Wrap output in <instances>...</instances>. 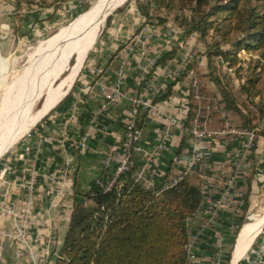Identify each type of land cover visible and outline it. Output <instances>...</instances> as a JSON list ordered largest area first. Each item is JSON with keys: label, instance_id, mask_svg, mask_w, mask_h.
<instances>
[{"label": "trees", "instance_id": "16d2710c", "mask_svg": "<svg viewBox=\"0 0 264 264\" xmlns=\"http://www.w3.org/2000/svg\"><path fill=\"white\" fill-rule=\"evenodd\" d=\"M14 1L16 9L23 6L45 9L54 5L56 10L68 0H55L52 3H46L45 0ZM134 5L142 19V25H163L165 20L161 13H164L172 16L174 24L181 30L182 40L171 50L161 53L146 75V81L157 67H164L169 61H173L186 40L196 34L204 44L201 56L206 59V73L203 76L214 85L218 103L223 106L222 111L240 117L244 123L242 129L255 130L251 120L241 112L234 87L223 67L233 70V74L241 82L239 94L250 100L259 118L264 119V0H135ZM120 11L122 8L115 13ZM28 19L26 17L23 20ZM41 21L36 19L32 25ZM110 21L108 18V27ZM16 31L19 32V28ZM241 52L250 56L255 54L257 58L251 57L244 61L239 57ZM113 61L114 55L107 62L106 68ZM192 69L194 63H188L182 75L166 82L163 89L154 95L152 102L160 104L168 100L174 86ZM70 94L58 105H68L72 100ZM188 98L186 119L192 116L190 92ZM255 99L257 101L254 102ZM53 112L54 108L42 121ZM143 124L142 120L137 127L142 129ZM256 135L264 138V130L256 132ZM137 166L138 162L133 158L131 171ZM113 171L114 166L101 169L89 182L88 190L74 184L72 213L66 235L53 263L186 264L188 221L203 201L199 185L185 179L172 189L155 196L135 184L131 173H127L120 177V189L114 188L105 193L99 188L97 181H105ZM250 181L251 179L243 199V215L236 218L238 229L247 223ZM204 248L210 249L208 246ZM230 259L231 251L218 264H229Z\"/></svg>", "mask_w": 264, "mask_h": 264}, {"label": "crops", "instance_id": "0c3cea01", "mask_svg": "<svg viewBox=\"0 0 264 264\" xmlns=\"http://www.w3.org/2000/svg\"><path fill=\"white\" fill-rule=\"evenodd\" d=\"M138 18L126 41L120 44L118 39L115 38L109 42V45L103 47L105 52H110L109 55L107 57L104 56L102 61L100 59L103 55H97L100 60L96 62L99 69L96 70L95 75V72L92 71L87 73V79L85 78L79 84V88L76 89L75 93L73 91L70 94L72 99L70 103L68 105H56L58 101L55 104L56 106L54 105V112L44 121L43 125L45 127L36 129L35 132L24 137L14 149L5 155L3 154V157L1 156L0 170H6L1 196H7L10 201H18L21 197L19 183L23 171H26L27 174L30 170H34L38 176L37 189L41 195L34 202L32 215L35 219H44L45 217L53 227L52 234L54 238L60 241L61 244L66 235L69 218L72 213L73 186L76 183L81 189L88 190L89 182L102 169V151L110 145L118 144L121 140L123 124L126 119L125 114L128 109L126 101H119L108 113H99L100 95L95 94L92 98L84 99L81 90L85 84L95 80L101 83H113L115 81L114 70L117 66L116 56L120 55L128 60L124 70L123 88L127 93L132 92L135 85L138 56L137 53H127L124 47L142 24L140 15ZM154 28L157 37L150 41L149 51L151 53H155L162 48V40L166 37L167 32L163 25L154 26ZM119 37L122 38V35ZM191 39L186 40L185 44L181 46L176 58L173 60L174 64L180 63L182 57L188 54L186 50H188ZM181 40L182 38L180 37L177 42ZM112 55H114V61L109 68H106V64ZM194 62L198 66L195 69L194 65V69L202 91L220 105L214 85L203 76L206 73V59L203 56H198ZM169 81L172 80L165 77L163 67H157L142 88H146V85H148L149 90L147 92L154 97L156 90L158 88L163 89L165 83ZM190 82L191 78L186 76L174 86L172 96L168 100L156 105L178 120H185L189 106L188 86ZM232 115V113L227 114L229 117H232ZM51 117L54 118V122ZM206 118L209 131L216 123L223 128L225 122L221 119V115L213 113L211 118L210 116ZM233 120L237 121L235 115ZM165 123V119L157 118L149 124H143L142 138L146 145L158 142ZM63 125H66L64 134L61 133ZM49 126H54V137H49L46 133ZM84 134L88 135V150L85 152L76 150L73 145ZM186 138L183 133L174 129L170 137L168 150L160 154L156 160V165L159 169L166 172L171 156L186 150ZM239 141V138L230 136V139L212 138L203 143V146L211 151L212 168L209 173L208 190L212 195V199L219 198L223 191L229 190L235 201L219 210L215 224L201 232L192 264H215L217 261L221 262L220 260L230 250L232 233L235 231V226H237L236 218L243 215V199L247 194L248 181L251 179L249 206L246 216L254 209L257 194L264 188V179H261V174L264 172V138L261 136H258L256 140V150L252 155V168L243 171L234 180L233 184H228L233 176V163L239 155ZM180 146H182L181 151ZM191 180H194L195 184L197 183L195 179ZM202 219L200 215V217L190 222V229L193 232L199 231ZM10 228L11 222L9 218L4 217L0 212V231L9 230ZM44 236L45 231L37 229L33 231L32 245L37 262L42 257ZM206 246L210 247L211 250H206L204 248ZM2 247L4 264H20V262L13 259L14 244L11 241H4ZM252 257L256 259L257 253L255 252ZM259 259V264H264V257L261 256ZM48 264L54 263L51 261Z\"/></svg>", "mask_w": 264, "mask_h": 264}, {"label": "built area", "instance_id": "2783aa9c", "mask_svg": "<svg viewBox=\"0 0 264 264\" xmlns=\"http://www.w3.org/2000/svg\"><path fill=\"white\" fill-rule=\"evenodd\" d=\"M163 26L167 31L166 37L162 40V48L157 52L151 53L149 51L150 41L157 37L154 25L140 26V29L124 47L127 53H137L138 56L135 85L131 93H127L123 88L124 70L128 60L120 55L116 56L117 66L114 70L115 81L113 83H101L95 80L92 83L85 84L81 91L84 99L92 98L95 94L100 95L102 102L99 104V113H108L119 101H126L128 107L120 142L110 145L102 151V169L105 170L114 166L113 174L109 178L105 181H97L103 192H110L114 188L120 189L122 185L120 177L127 173H131L135 184L147 189L155 196L172 189L185 179H195L197 181L203 195V201L200 208L188 221L189 240L186 246L188 258L186 264H192L201 232L215 224L219 210L235 201L229 190L223 191L219 198L212 199V195L208 190L209 173L212 168L211 151L204 147L203 143L212 138L223 139L224 136H229V134L233 138L240 139L239 155L233 163V176L228 182L231 185L243 171L252 168V155L256 150L257 135L254 130L232 129L226 121L222 131L212 132L207 129L205 113H211L217 108V105L213 107L210 104V99L202 91L195 69L188 71L187 74V77L191 78L188 93L190 92L193 104L190 119L178 120L152 102L153 96L147 92L149 90L148 85H146V88H142L143 84L147 83L146 75L156 64L161 53L171 50L181 34L179 28L172 25L171 22L164 23ZM188 63V54L182 57L180 63L174 64L173 61H169L163 67L165 77L170 80L179 78ZM160 90L158 88L155 94ZM224 114L222 113L223 118L225 117ZM157 118H163L166 121L160 138L158 142L146 145L142 138V129L137 127L138 122L143 120L145 125ZM174 129L179 130L187 137L186 150L171 156L169 168L165 172L157 167L156 160L160 154L168 150L170 137ZM65 131L66 125H63L61 133L64 134ZM87 142L88 135L84 134L73 145L76 150L85 152L88 150ZM133 158L137 160L138 166L131 171ZM5 173V169L0 171V212L4 217L9 218L11 228L0 231V264H4L2 255L4 241H11L14 244L13 259L20 262V264H48L56 257L61 243L54 238L52 234L53 227L45 217L44 219H35L32 215L34 202L41 195L37 189V173L34 170H30L27 174L26 171H23L19 183L21 197L18 201H10L7 196H1ZM84 203L86 204V200H84ZM200 215L203 218L200 229L193 232L190 229V222L200 217ZM35 229L45 231L44 240L42 241V257L39 262L36 261V254L32 245V235ZM215 264H218V261Z\"/></svg>", "mask_w": 264, "mask_h": 264}, {"label": "rangeland", "instance_id": "374dc122", "mask_svg": "<svg viewBox=\"0 0 264 264\" xmlns=\"http://www.w3.org/2000/svg\"><path fill=\"white\" fill-rule=\"evenodd\" d=\"M45 1L46 3H52L55 0ZM103 1L105 0H68L55 10L54 5L45 9H39L38 6H23L21 9H16L14 0H0V56L5 62V66L0 73V136L4 130H9L13 126L11 130L6 131L7 137L12 136L13 133L20 131L36 114L43 110L48 102L49 95L57 90L60 83L75 68L74 66H76L77 59L84 47L87 50L84 57L85 60H83L84 62L65 96L68 93L72 94L73 91L75 93L76 89L79 88V84L85 78L87 79V73L92 71L95 72L94 75L96 74V70L99 69L96 62L102 61L104 56L107 57L110 53L105 52V49H103L105 45H109V42L115 38L118 39L120 44L126 41L127 36L132 32L136 21L139 19V14L134 5L135 0H122L115 6L119 7L123 4L120 7L122 11L119 13H115V11L109 14L110 11L99 18L97 25L72 28L76 21L85 17ZM26 17L27 19L29 18L28 21L23 20ZM161 17H163L165 23L171 22L172 25L176 26L172 16H166L161 13ZM108 18L111 19L109 27L107 26ZM36 19L42 21L32 25V22ZM17 28H19V32L16 31ZM121 35L122 38L119 37ZM190 38L193 40H190L186 53L188 52L189 63H195L196 58L201 56L204 51V44L196 34ZM97 55L103 56L99 60ZM239 57L244 61H248L251 57L257 58L255 54L250 56V54L245 52H241ZM194 65L195 69H197L198 66ZM223 71L227 74L231 85L234 87V93L241 112L248 117L247 119L251 120V125L256 127L255 132L263 131L264 119L261 120L259 118L250 100L239 94L238 87L241 82L235 77L233 70L223 67ZM208 98L210 99V104L213 107L217 105V108L211 113H205L206 117L210 116L211 118L213 113H217L221 115V119L224 122L229 123L232 129H242L241 127H243L244 123L240 117L234 113H232V117H229L227 116L228 113H225L223 118V106L218 105L217 101H213L210 97ZM246 106L247 108H245ZM234 115L237 121L233 120ZM45 117L38 120L33 127L5 151L4 155L14 149L24 137L35 132L36 129H41L44 126V121L42 120ZM51 119L54 122V118L51 117ZM49 127H46V133L49 137H54V126ZM245 127H247V124ZM222 130V126L217 123L210 129L212 132ZM9 134L10 136H8ZM230 136L233 137L229 134V136H224V138L230 139ZM2 157H0V160ZM261 176V179H264V172ZM190 181L195 184L194 180L190 179ZM256 200L254 209L246 216V222H250L252 218L259 217L264 213V188L257 194ZM240 230L235 228L232 233V243L229 250L231 251V258ZM255 252L257 253L256 259L252 257ZM261 256L264 257V226L252 242L250 249L237 264H259V257Z\"/></svg>", "mask_w": 264, "mask_h": 264}, {"label": "bare ground", "instance_id": "6f19581e", "mask_svg": "<svg viewBox=\"0 0 264 264\" xmlns=\"http://www.w3.org/2000/svg\"><path fill=\"white\" fill-rule=\"evenodd\" d=\"M122 0H105L99 5H97L90 13H88L85 17L81 18L80 20L76 21L75 24L72 26L79 27V26H89V25H97L99 18L102 16L108 14L110 11L112 12L114 9L118 8L115 7L117 4H119ZM115 7V8H114ZM114 8V9H113ZM110 12V13H111ZM109 13V14H110ZM68 32V31H67ZM86 47L82 49L80 52V55L77 59L76 66L72 70L69 76H67L66 79H64L59 87H57V90L54 91V93L49 95L48 102L46 103L45 107L42 111H40L38 114H36L31 121L23 128H21L20 131L13 133L12 136L10 134L7 137V132L11 129H6L1 133L0 136V157L5 153V151L12 146L15 142H17L33 125L38 121V119H42L51 109L52 107L63 97L65 96L67 90L70 86H72V82L77 76L79 69L81 65L83 64V60L86 54ZM5 66L4 60L0 56V73ZM9 133V132H8ZM264 226V213L259 217H254L250 220V222L245 223L244 227H242L241 231L239 232V235L236 240V245L233 253V261L232 264H237L238 261H240L247 251L249 250L252 242L257 237V235L260 233Z\"/></svg>", "mask_w": 264, "mask_h": 264}, {"label": "water", "instance_id": "95a60500", "mask_svg": "<svg viewBox=\"0 0 264 264\" xmlns=\"http://www.w3.org/2000/svg\"><path fill=\"white\" fill-rule=\"evenodd\" d=\"M127 1H128V0H127ZM127 1H126V2H127ZM122 5H123V4H122ZM122 5H121V6H122ZM121 6H119L118 8H120ZM118 8L114 9V10H113L111 13H113V12L117 11V10H118ZM111 13H110V14H111ZM86 56H87V55H86ZM55 106H56V105H55ZM55 106H54V107H55ZM54 107H53V108H54ZM53 108H52V109H53ZM52 109H51V110H52ZM51 110H50V111H51ZM50 111H49V112H50ZM47 114H48V113H47ZM44 117H45V116H44ZM233 251H234V248H233ZM232 261H233V256H232V258H231V260H230V263H229V264H232Z\"/></svg>", "mask_w": 264, "mask_h": 264}]
</instances>
